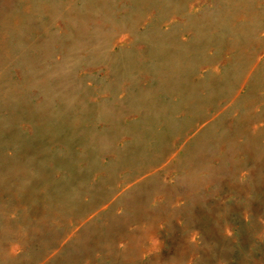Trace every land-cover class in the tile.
Listing matches in <instances>:
<instances>
[{
  "label": "rangeland",
  "instance_id": "374dc122",
  "mask_svg": "<svg viewBox=\"0 0 264 264\" xmlns=\"http://www.w3.org/2000/svg\"><path fill=\"white\" fill-rule=\"evenodd\" d=\"M0 264H264V0H0Z\"/></svg>",
  "mask_w": 264,
  "mask_h": 264
},
{
  "label": "bare ground",
  "instance_id": "6f19581e",
  "mask_svg": "<svg viewBox=\"0 0 264 264\" xmlns=\"http://www.w3.org/2000/svg\"><path fill=\"white\" fill-rule=\"evenodd\" d=\"M242 1V0H241ZM203 23V22H202ZM258 57V56H257ZM247 60V59H246ZM174 156V155H173ZM39 257V256H38ZM38 261H39V258H38Z\"/></svg>",
  "mask_w": 264,
  "mask_h": 264
}]
</instances>
